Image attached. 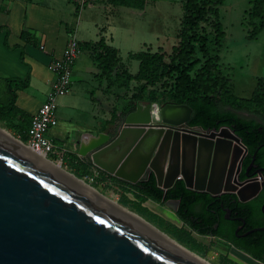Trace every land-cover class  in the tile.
Here are the masks:
<instances>
[{
  "label": "water",
  "instance_id": "obj_1",
  "mask_svg": "<svg viewBox=\"0 0 264 264\" xmlns=\"http://www.w3.org/2000/svg\"><path fill=\"white\" fill-rule=\"evenodd\" d=\"M155 105L157 116L151 113L133 121L130 117L136 110L111 139L106 135L104 141L83 153L97 168L132 184L151 170L164 191L178 179L186 188L203 190L208 176L211 193L227 189L225 172L232 159L229 140L241 146L244 155L248 150L241 138L226 125L209 132L189 126L191 108L186 104ZM152 131L155 138L146 145ZM143 144L146 149L135 157ZM216 156L219 167L214 164ZM241 162L242 156L237 172ZM239 184L236 193L241 200V192L254 195L263 185L252 178ZM0 264L193 263L0 139Z\"/></svg>",
  "mask_w": 264,
  "mask_h": 264
},
{
  "label": "trees",
  "instance_id": "obj_2",
  "mask_svg": "<svg viewBox=\"0 0 264 264\" xmlns=\"http://www.w3.org/2000/svg\"><path fill=\"white\" fill-rule=\"evenodd\" d=\"M111 1L137 8H142L144 4V0ZM223 3L224 0H182L183 13L177 43L170 52L160 49L150 51L147 48L131 53L138 60V69L133 74L124 67L117 50L107 45L103 39L95 43L85 42L79 47L88 51L93 60L97 70L93 79L98 82L97 87L124 86L129 80L141 82L129 96H117L113 115L118 112L130 113L135 109V104L142 102L157 103L160 107L168 103L186 104L191 108L189 124L203 128H219L222 125L231 127L248 150L245 165L250 163L253 155L261 165L264 164V119L258 121L255 118H245L235 111L223 108L230 105L235 110L254 111L264 115V78L257 79L249 98H240L233 93L231 78L220 62L219 51L225 33L219 9ZM248 4L244 24L247 27L246 38L250 40L264 28V0H248ZM22 37L25 38L23 32ZM28 41L35 43L32 39ZM26 81L8 78L5 89L0 91V121L23 141H27L31 115L16 106L15 90L26 86ZM64 158H69L78 166H93L90 160L77 155L66 154ZM100 172L134 187L154 201L179 199L176 214L192 230L202 235L226 238L253 258L264 260V236H258L248 244L227 237L220 227H215L218 220L216 215L206 209L208 200H204L200 211L196 210L195 203L198 200L194 197L198 193L186 188L182 179H178L171 188L164 191L157 186L154 175H150L139 185L103 170Z\"/></svg>",
  "mask_w": 264,
  "mask_h": 264
},
{
  "label": "crops",
  "instance_id": "obj_3",
  "mask_svg": "<svg viewBox=\"0 0 264 264\" xmlns=\"http://www.w3.org/2000/svg\"><path fill=\"white\" fill-rule=\"evenodd\" d=\"M156 3L157 0H144L143 7L137 8L111 0H91L79 7L75 0H0V91L5 89L8 78L27 80L26 86L15 90V104L32 116L46 99L55 77L50 68L51 61L61 58L64 49L72 41L79 47L82 43H95L103 39L107 45L117 50L118 56L124 45L137 43L140 46H151L160 42L158 33L151 32L155 28L152 12H147L148 7H152L150 9L154 12ZM220 7L225 8L227 19L234 17L237 20L236 34L240 35L238 40H233L234 51L231 44L226 45L233 58L227 62L222 61V64L232 71L243 62L241 70L248 73L242 76L227 72L231 78L233 93L237 96V91H241L247 83L252 87L253 93L257 79L264 78V28L254 39L246 38L244 17L249 7L248 0H224ZM221 16L220 14V18ZM22 32L25 38L22 37ZM139 32L147 35L142 36ZM232 34V31L226 32L225 38L232 37ZM151 36L152 40L149 38ZM79 49L80 53L72 68L70 91L58 98L57 123L50 128L48 135L63 149L64 155L72 154L90 160L89 155L83 152L104 141L107 134L102 128V119L97 117L98 100L93 91L86 88L77 91L74 88L75 78L85 81L86 77L92 78L97 71L88 51ZM83 51L88 53V58H80ZM102 88H96L98 93ZM60 110H68V114L62 115ZM87 111L96 112L92 115V120L77 118L82 115L79 112ZM73 113L77 116H72ZM91 137L94 141H90ZM93 167L101 170L94 165Z\"/></svg>",
  "mask_w": 264,
  "mask_h": 264
},
{
  "label": "rangeland",
  "instance_id": "obj_4",
  "mask_svg": "<svg viewBox=\"0 0 264 264\" xmlns=\"http://www.w3.org/2000/svg\"><path fill=\"white\" fill-rule=\"evenodd\" d=\"M156 5V10H154V12L152 9H150L152 7H148L147 12H152L151 18L155 19V28L151 32L158 33L160 42L153 43L151 46H140L137 43H134L131 45H124L120 48L119 56L121 57V61L124 64V67L132 74L138 69V60L133 58L131 53L137 52L141 49H147V46L150 51H156L158 48H160L162 51L170 52L172 46L177 43V32L183 13L182 0H157ZM220 14L222 15L220 19L225 33L223 38V46L219 51V55L222 58L220 62L222 63V61L227 62L228 59L230 60L233 58L231 57V51H227L226 45L229 46V44H231L232 51H234V41L238 40L237 38H239L240 35L236 34V30L238 29V26H236L237 20H235L234 17L227 19L224 7H220ZM230 24H232V26ZM231 31L233 36L231 35L232 37L229 36V38L226 39V32L229 33ZM139 33L142 36L147 35L145 32ZM149 38L150 40L153 39L152 36ZM85 57L88 58V53L83 51L80 58L84 59ZM242 66H244L243 62L238 64L237 67H235L232 71L226 68H224V71L226 73L232 72V74L246 76L248 73H246L245 70H241ZM140 83L141 82L135 80H129L124 86L113 85L110 88L102 86V90L98 93V90L96 89L98 82L94 80L93 77H86L85 81H80L78 78H75L74 88H76L77 91L81 90L82 88L93 91V95H95L98 100L97 117L98 119H102V128L106 130L104 133H106L109 139H111V137L117 133L118 128L120 125H122L128 115L137 110L139 104H148V102L137 103L135 104V109L127 114H122L120 112L115 115L112 114L113 106L117 102V96H129L137 87L140 86ZM251 90L252 87L247 83L246 86H243L241 91H237V96L240 98H247L251 96ZM223 108L235 111L237 114L245 118H255L258 121H263L264 119V115L260 114L259 112L248 110L239 111L235 110L230 105H225ZM66 111L60 110L62 115L68 114ZM79 113L82 115H78L79 117L77 118H84L86 121L92 120V115L96 114V112L92 113L91 111ZM72 116L76 117L77 115L73 113ZM0 125L7 129L17 139L23 141L19 136L13 134L5 126L4 122L0 121ZM23 142L26 143V141ZM46 157L61 165L66 170L74 173L79 178L84 179L87 183L101 191L103 194L108 195L109 197L117 200L123 206L141 215L147 221L170 235L172 238L177 240L191 251L209 260L212 264H264L254 260L253 257L227 243L220 237L202 235L192 230L178 217L175 210V204L173 203L154 201L146 197L134 187L106 176L93 166H78L74 164V162H71L69 158H63V160H60L52 158L49 155ZM246 258L249 262L246 261Z\"/></svg>",
  "mask_w": 264,
  "mask_h": 264
},
{
  "label": "flooded vegetation",
  "instance_id": "obj_5",
  "mask_svg": "<svg viewBox=\"0 0 264 264\" xmlns=\"http://www.w3.org/2000/svg\"><path fill=\"white\" fill-rule=\"evenodd\" d=\"M189 126L200 125L189 124ZM203 129L209 132L212 128ZM229 141L231 142L230 149L232 152V159L230 158L225 172L226 174L224 179V186L227 189H222L217 193H211L210 189L212 187L210 185L211 183L209 182L208 176L204 189L200 191L194 190L198 193V195L194 197L198 200L195 203V208L196 210L200 211L204 205V200H208L206 209L209 211V213L216 215L218 220V222L215 223V227H220L221 231L227 237H232V239H235L240 243L248 244L252 242L254 238H257L258 236H264V164H258L256 162L257 158L255 157V155H253L250 161L251 166L247 169L248 165L250 164L249 163L248 165H245V160L247 159L248 152L242 155V151H240V149L243 148L241 146L237 147L235 145L236 143L233 140ZM241 156V168L237 172L236 164ZM218 161L219 157H214V164H216L217 162V166L219 167ZM257 169H262V171L258 174L255 172ZM150 175H154L153 171L147 170L137 184L140 185V183L145 181ZM251 178L252 181H257L263 185L254 195H250L248 192H244L242 190L243 192L241 193L244 200H241L236 193V191L241 188V185L239 183ZM164 202L175 204V210H177L179 205V199L172 198L167 199ZM222 239L227 243L233 245L237 249L242 250L231 242L227 241L226 238ZM242 251L245 252L244 250Z\"/></svg>",
  "mask_w": 264,
  "mask_h": 264
},
{
  "label": "bare ground",
  "instance_id": "obj_6",
  "mask_svg": "<svg viewBox=\"0 0 264 264\" xmlns=\"http://www.w3.org/2000/svg\"><path fill=\"white\" fill-rule=\"evenodd\" d=\"M151 113H154V115L157 116V108L155 103L153 106H149L147 104H140L137 108V111L132 114L130 118L133 121H140L152 115ZM155 135V132H150L148 134L147 142L145 144L147 145L153 142ZM0 139L18 148L21 152L30 155L36 161V163L40 165L43 169L53 173L57 177L64 180L68 185L83 192L99 204L104 205L111 213L133 224L146 235L153 238L165 249L171 251L172 253H175L176 255H179L180 257L193 264H212L209 260L191 251L190 249L179 243L177 240L172 238L170 235H168L167 233L147 221L141 215L123 206L117 200L109 197L108 195L103 194L101 191L87 183L84 179L79 178L74 173L63 168L61 165L48 159L43 153L33 150L26 143L17 139L14 135H12L7 129H5L1 125ZM90 141H94V139L91 137ZM146 147L147 146L143 144V146L139 149L135 157H137L143 150H145ZM246 261H248L247 258Z\"/></svg>",
  "mask_w": 264,
  "mask_h": 264
},
{
  "label": "built area",
  "instance_id": "obj_7",
  "mask_svg": "<svg viewBox=\"0 0 264 264\" xmlns=\"http://www.w3.org/2000/svg\"><path fill=\"white\" fill-rule=\"evenodd\" d=\"M75 1L79 7L91 2V0ZM79 53V47L72 41L64 49L61 58L51 61L50 68L54 71L55 77L51 82L46 99L40 104L37 111L32 114L27 131L26 144L33 150L55 159L63 160L64 151L49 137L48 131L57 123L56 109L58 98L70 91L72 68Z\"/></svg>",
  "mask_w": 264,
  "mask_h": 264
}]
</instances>
